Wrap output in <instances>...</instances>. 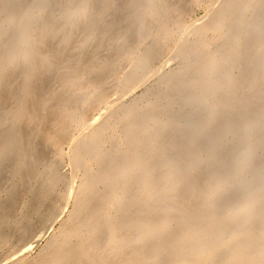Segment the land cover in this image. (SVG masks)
Returning a JSON list of instances; mask_svg holds the SVG:
<instances>
[{"label":"bare ground","instance_id":"bare-ground-1","mask_svg":"<svg viewBox=\"0 0 264 264\" xmlns=\"http://www.w3.org/2000/svg\"><path fill=\"white\" fill-rule=\"evenodd\" d=\"M135 1L104 0L113 4L106 9L99 0H0V251L23 237L31 212L51 229L25 240L8 264H264V0L209 8L177 44L179 63L134 86L139 95L120 100L129 87L121 80L106 99L78 34L95 38V27L106 38L123 16L133 35L125 45L118 35L117 53L100 52L99 67L126 62L133 79L188 0L161 12L165 0H146L138 13ZM148 39L135 57L131 49ZM87 78L93 87L81 90ZM70 118L78 137L67 132ZM62 143L71 144L70 170L44 159ZM64 180L67 198L49 196Z\"/></svg>","mask_w":264,"mask_h":264},{"label":"rangeland","instance_id":"rangeland-1","mask_svg":"<svg viewBox=\"0 0 264 264\" xmlns=\"http://www.w3.org/2000/svg\"><path fill=\"white\" fill-rule=\"evenodd\" d=\"M146 0H136L135 3L132 5V11L135 13L141 12L142 8L145 5ZM151 3L153 4V0H150ZM190 0L184 2V5H180L177 9L175 8V10H177L176 12H178V14L176 15V19L174 21H170L173 22L171 23L169 26L170 28L166 30V33L164 34V36H162L160 39L159 38V43L155 52H156V57L153 58V60L150 63H146L143 67H137L136 72H135V77L133 79H129L127 80V76H125L126 71L128 69V67L130 66V64L126 65V62H120L122 64V66H120L118 63H114L113 60H110V58H108L107 62L104 63V65L102 67H99L101 65V59L100 58V52H103L105 49H109V52L113 54V56L117 53L116 49V37H118V35H122V40L121 41V45L124 43H126V41L129 39L130 35H131V29H127L124 32L125 26L124 25H128L125 23V18L123 16H118V20H117V24L115 26H117L116 28L113 26L111 27L113 29V33L111 31H109L107 37L105 38H99L98 36V29L95 27H92V31L96 34H94L96 37H93V33L92 35L89 32H85L82 31L78 34V38L77 40L80 41H85V39L87 38V41L90 42L91 47L88 49L89 51L85 54L82 63L84 62V65H88V63H92L97 65L96 69L101 70L102 74L99 76H94V74H92L91 78H97L99 81H97V84H100V86H97L96 88L99 90V92H101L103 90V93L106 92L105 97L106 99H111L114 97V95H116L118 93L119 90V85L121 83H124L126 85H129V87H127V91L121 93L120 95V100L123 98H131L135 93L137 95L141 94L143 91L141 89L142 86H140L138 88V90H136V92L134 94H132V90L135 89L134 86H138L142 80L146 81L147 79H150L153 75V73L155 72V70H158L159 68H161L162 66L165 67L166 65H176L177 63H179L182 59V56H180V51L183 52V54L185 53L184 50H182L181 48L178 49L177 48V44L179 42H182L186 35L189 34V32L192 30L193 26L199 22L205 21L209 18L207 12L208 9L211 7H215L218 8L219 6H223L224 2L226 0H199L200 3L197 6H193L191 2H189ZM99 2L105 4V8L109 9V8H113V4L110 5L109 2H104V0H99ZM53 3L52 1L49 2L48 4ZM54 5H57V3H54ZM31 8L33 7L32 4H30ZM118 9H115L116 11H123L124 9V5L123 4H118ZM157 11L161 12V10H165V11H173L174 8L171 6V4L169 3V0H165L162 2V4L155 6ZM153 8L154 5H152V11L150 16L153 15ZM161 9V10H160ZM70 11V9H69ZM8 12H4L2 13L3 17L5 15L8 16L7 14ZM107 16V15H106ZM111 17V16H110ZM11 18L8 16V19ZM107 19V17L105 18ZM153 20V25H152V30H151V35H156V30H157V26H156V21L154 19ZM138 25V21H136L135 19V24L132 26L133 28L136 27ZM131 25H128V28ZM13 27V26H12ZM10 27V29L13 30V28ZM127 27V26H126ZM85 30V29H84ZM136 30V29H135ZM12 32H10V37H12ZM58 35H60V33H57V37ZM133 35V33H132ZM167 35V36H166ZM168 37L167 39L165 38ZM146 43H150L149 39L145 40V43H141L138 47H134L131 50L135 51V57L138 56V53L145 50L146 48ZM263 52V50H261ZM116 52V53H115ZM115 53V54H114ZM256 59H254L253 62L250 63V69L253 71V77L257 76L259 71H258V66L260 64L262 55H256ZM124 58H127L126 56ZM81 63V64H82ZM128 63H131L130 60L128 61ZM132 64V63H131ZM133 65V64H132ZM198 66H200V63L198 62ZM139 68V69H138ZM83 80V79H82ZM121 80H124V82H121ZM80 81V80H79ZM81 90H91L93 87V84L91 81H89V78L85 79L83 82H81L80 84ZM134 87V88H133ZM255 101L259 104H262L263 102L260 100L255 99ZM252 113L250 115H248L245 118V122L248 125H251L254 121V117L256 115H259V112H261L259 107H256L255 109H253L251 111ZM75 115V114H73ZM87 118V117H86ZM85 121L86 122V119ZM69 126H68V134H70V136L74 135V136H79V134L82 132V129H80V126H77V123H74V121H72V118L69 119ZM83 122V121H82ZM76 137V138H77ZM70 144V143H69ZM69 144H63L60 145L59 147L56 148V150H48L49 153L45 154L44 159L46 161V163H48L50 161V159L54 162V164L59 167V168H63L64 170L68 169L70 170L71 168V160H72V154H70V147ZM71 146V144H70ZM47 155V156H46ZM190 161H192L190 158H186L184 163H189ZM222 165V169L229 167V171L227 169H225V173L226 175H230V166L231 162L230 160L227 158L225 160V164H221ZM74 175V174H73ZM253 176L252 174H248L247 178ZM245 178V181H248V179ZM228 179V178H227ZM67 188H68V181L64 180L62 182V184H60V190H58V192L56 191H48V195L49 193L51 194H56L57 195L55 197H58V200H62L64 201L67 198ZM4 193V192H3ZM50 196V195H49ZM231 196V195H230ZM229 195L227 197H230ZM1 197H5V195L3 196L1 193ZM41 208L45 209L47 207V205H44L43 203H41ZM53 210V208H52ZM60 208L57 210L59 211ZM46 211V210H42ZM176 216H178V214H176ZM180 220V219H179ZM44 224H46L44 221H41L38 217H34L33 213L30 212L29 218L27 217V226H25V233L23 235V237L19 238V242L17 241L16 244L14 243L13 240H16L15 237H13L12 239L9 238L7 239L8 243H12L15 246L5 250V251H0V264H8V262H10L11 260H13V258L16 257V253H18L20 251V249L18 248L21 244H23L25 242V240L27 239H32V237L35 236H41L40 232L42 231V229H51V226H43ZM56 227V226H54ZM135 226H131L132 229H134ZM170 229H172V233L175 234L176 233V238L177 236L179 237L180 235V231L177 229V226L173 227V226H169Z\"/></svg>","mask_w":264,"mask_h":264}]
</instances>
